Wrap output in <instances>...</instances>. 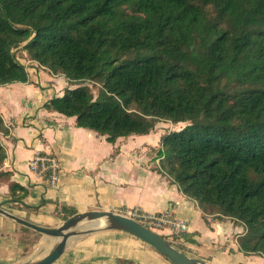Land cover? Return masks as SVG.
Returning <instances> with one entry per match:
<instances>
[{"label":"trees","instance_id":"trees-1","mask_svg":"<svg viewBox=\"0 0 264 264\" xmlns=\"http://www.w3.org/2000/svg\"><path fill=\"white\" fill-rule=\"evenodd\" d=\"M19 47L74 85L42 108L109 143L185 123L160 137L156 171L264 258V0H0V86L29 83Z\"/></svg>","mask_w":264,"mask_h":264},{"label":"crops","instance_id":"crops-1","mask_svg":"<svg viewBox=\"0 0 264 264\" xmlns=\"http://www.w3.org/2000/svg\"><path fill=\"white\" fill-rule=\"evenodd\" d=\"M20 63L29 83L0 86V117L5 129L0 132L5 154L0 173H8L0 175V208L47 228L63 222L58 214L60 206L73 208L76 213L136 208L147 214H167L186 224L179 240L191 251L189 256L213 264H264L262 257L237 251L235 238L242 233L240 226L211 217L205 222L196 204L156 171V151L160 137L170 131L165 132L167 124H156L146 135L120 137L109 143L105 136L78 128L73 117L42 108L52 97L73 88L72 83L35 61ZM42 154H53L60 163L58 181L53 186L46 177L29 169V161ZM10 184L27 191L19 203L11 201ZM18 195L16 190L13 198ZM33 232L0 215V264L32 261L30 251L33 247L35 250V243L26 245L23 251L20 242ZM53 264L171 263L141 240L110 230L73 238Z\"/></svg>","mask_w":264,"mask_h":264},{"label":"water","instance_id":"water-1","mask_svg":"<svg viewBox=\"0 0 264 264\" xmlns=\"http://www.w3.org/2000/svg\"><path fill=\"white\" fill-rule=\"evenodd\" d=\"M0 215L44 237H48L52 240L55 239L52 248L41 258L20 264H53L63 254L66 244L71 239L81 235L110 230L121 231L141 240L171 264H213L209 261L182 253L157 232L117 212H78L54 228L33 224L2 208H0Z\"/></svg>","mask_w":264,"mask_h":264},{"label":"built area","instance_id":"built-area-1","mask_svg":"<svg viewBox=\"0 0 264 264\" xmlns=\"http://www.w3.org/2000/svg\"><path fill=\"white\" fill-rule=\"evenodd\" d=\"M28 166L31 171L46 177L50 185L53 186L58 181L60 163L53 154L36 155ZM117 213L132 218L153 231L169 230V235H178L187 229L184 222L170 218L167 214H147L136 208Z\"/></svg>","mask_w":264,"mask_h":264},{"label":"rangeland","instance_id":"rangeland-1","mask_svg":"<svg viewBox=\"0 0 264 264\" xmlns=\"http://www.w3.org/2000/svg\"><path fill=\"white\" fill-rule=\"evenodd\" d=\"M13 51H14V54L17 57L19 62H22V63L25 64L26 61L30 60L29 57L26 55V53L22 50L21 47H19L17 49H14ZM81 84L88 86L90 88L91 93L93 94V96L96 97V95L98 94L99 85L94 84L92 82H88V81L87 82H83ZM156 124H167L166 125L167 129H165V132H166V130L176 131V130L181 129L183 126H185V123H177L176 125H173L171 122H168V121H160V122H158ZM163 126L164 125H160V128H164ZM155 232H157L158 234H160L162 236H165V238L170 243H172V245L174 247H176V249H178L182 253H186L187 255L191 253V251L189 249H187L182 244V242L179 240V237L182 236L183 233H180L178 235H176V234L164 235L162 233V230H155ZM44 238L46 240H44ZM32 243H35V247H36L35 250H34V247H33V249L30 251L31 257H32V259H30V260L33 261V260L39 259V257L44 255V253H45V251L47 249L50 250L52 248V246L54 245V243H55V239L52 240V239H50L48 237H44L43 235H41L39 233L33 232L32 235L29 234V236L28 235L27 236H23L22 239H21V242H20V244L22 245L23 251H26V245L32 244ZM24 260L26 261V260H29V259L26 258Z\"/></svg>","mask_w":264,"mask_h":264}]
</instances>
